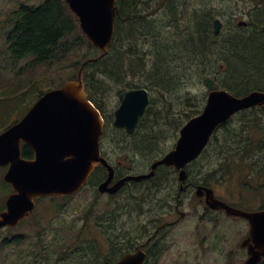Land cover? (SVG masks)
Returning a JSON list of instances; mask_svg holds the SVG:
<instances>
[{
	"label": "trees",
	"instance_id": "16d2710c",
	"mask_svg": "<svg viewBox=\"0 0 264 264\" xmlns=\"http://www.w3.org/2000/svg\"><path fill=\"white\" fill-rule=\"evenodd\" d=\"M246 1L251 7L244 14L257 23L237 27L232 22L238 18L239 0H116L114 40L103 56L85 38L64 0H45L38 6L22 5L12 13L6 33L7 50L12 59L30 57L34 65L70 61L67 80H75L80 74L88 99L106 120L105 130L112 120V113H105L108 93L146 88L151 102L137 126L143 132L135 134L130 143H115L123 160L137 166L141 161L157 160L168 151L162 145L168 137L163 134L167 126L179 129L202 111L205 77H212L219 88L235 96L264 91V0ZM216 19L222 22L218 34L213 25ZM83 47L88 49L85 54L79 53ZM42 94L39 92L38 97ZM12 111L11 106L0 110L2 114ZM180 111L184 113L183 120H179L183 123L178 121ZM1 113L0 132L18 121L3 119ZM101 171L102 167L95 170L90 182H96ZM187 174L205 187L234 185L237 195L250 193L264 206V105L242 111L221 125L187 168ZM171 181L159 178L155 182L154 195L162 200L161 205L167 200L162 194L173 192V187L163 191ZM130 195L132 205L115 201L112 206L109 202L106 208L111 213H90L74 236L70 234L66 240L55 236L46 243L42 230L38 237L43 250L40 264H112L132 250L133 243L150 231L134 219L117 224L120 214L116 211L132 207L143 215L153 198L140 187L131 190ZM94 196L99 194L95 191ZM167 201L170 203V199ZM89 211H94L93 204ZM93 218L95 224L89 226ZM102 224L108 226L103 237L97 228ZM115 239L121 242L120 255L115 254ZM52 247L58 251L56 260ZM157 250L153 243L148 247V260L153 264L159 257L154 258L153 251Z\"/></svg>",
	"mask_w": 264,
	"mask_h": 264
},
{
	"label": "water",
	"instance_id": "95a60500",
	"mask_svg": "<svg viewBox=\"0 0 264 264\" xmlns=\"http://www.w3.org/2000/svg\"><path fill=\"white\" fill-rule=\"evenodd\" d=\"M64 2L77 17L84 36L103 56L106 55L114 40L115 0ZM213 25L218 34L221 21L216 19ZM237 25L243 27L246 22L239 21ZM203 85L207 90L203 109L180 128L175 146L155 160L148 173L127 175L113 185L110 184L114 170L100 155L99 140L104 122L99 110L88 99L80 74L76 80L65 81L59 88L45 92L16 124L0 133V167L9 166L2 179L13 189L6 199L5 211L0 212V228L17 225L33 210L37 197L77 194L98 164L108 174L97 187L100 194L114 195L126 182L150 179L159 166L175 168L180 191L184 190L186 166L201 155L215 130L234 115L264 105V91L253 90L235 96L219 88L211 77H205ZM118 100L112 127L131 134L149 105V92L145 88L126 90L119 94ZM21 142L34 151L33 161L20 160ZM195 196L204 198V203L212 210H223L228 217L247 220L249 234L240 244L241 248H247L243 264H260L264 260V210L247 212L233 207L216 199L210 187L196 186ZM149 241L115 264H143L146 259L143 249Z\"/></svg>",
	"mask_w": 264,
	"mask_h": 264
},
{
	"label": "rangeland",
	"instance_id": "374dc122",
	"mask_svg": "<svg viewBox=\"0 0 264 264\" xmlns=\"http://www.w3.org/2000/svg\"><path fill=\"white\" fill-rule=\"evenodd\" d=\"M44 1L45 0H0V110H3V108L5 109V107L8 106L13 108L11 113L2 114L0 112L3 119H19L37 100L39 92H47L52 88L61 85L67 80L68 74L70 73V61H66L61 65H34L31 63L32 58L30 57L22 60H14L8 53L6 33L10 29L8 20L11 18L12 13L17 11L22 5L38 6ZM239 1L240 9L237 13L238 18L232 22V25H235L236 22L239 21L257 23L255 20L251 21V19L244 14V12L246 13L247 9L251 7V3L246 0ZM224 28H227V23L224 25ZM87 51L88 49L83 47L79 50V53L85 54ZM70 58H73V56H70ZM19 87L20 89L16 91ZM201 89L207 94L204 85H202ZM117 95L118 91L111 90L108 93V96L104 99L105 113L107 115L108 113H112L117 106ZM183 115V111H180L178 121L183 120ZM179 123L183 122L179 121ZM111 128L112 127L109 123L105 131H108ZM178 130L179 129H176L175 125H173V127L167 126L165 128L163 134H166L168 137L167 139L162 140V145L167 150L171 149L174 145ZM1 178L2 174L0 173V207H3L4 201L9 193H4L5 189L1 184ZM173 186L174 181L172 179L171 183L166 184L164 187L168 189ZM133 189L134 188H127L116 195L113 198L114 200H111L108 196L99 195L95 197L94 192L96 190L93 187V184L87 185L78 194L73 196L70 201L62 202V214L59 215L58 213L57 215L52 216V220L50 217L54 212V209L52 207L45 209L42 207L44 202H41L39 209L42 208L40 209L39 214L42 218L41 227L42 230H44V241L49 243L55 238V236H58L57 240H61V237L66 240L70 234L69 237H73V232L78 231L84 223L85 216L90 215V213H111L112 211L106 208V205H109V202H111L112 206L115 204V201H119L121 204L125 202L126 205H132L134 201L130 198V191ZM214 189L220 198H223L233 205L235 204L239 208L254 209L259 205L257 201L258 198L250 193H246L243 196L237 195L236 192L238 188L234 185L227 184ZM184 201L185 205L183 211L188 215L176 225L168 228L169 230L161 244L163 250L161 249L157 264H243L245 258L239 249V243L248 230V227L247 230L244 229V227H246V222L242 219H227L225 224H211L206 221L201 222L196 215L197 202L194 195L187 194ZM151 203L152 201L147 202L146 207H144L143 215H138L139 212L132 211V207H127V210L116 211V213L120 214L116 223L121 224L130 219H134L138 221L139 224L145 225L147 230L150 231L147 218L149 214H153L148 211L151 207ZM90 204L94 205L93 212L89 211ZM153 209V212L159 210L168 211L169 207L163 209L156 204ZM198 211L201 212L199 206ZM91 221L92 223L89 224V226L95 224L96 219L93 218ZM35 224L36 220L34 216L23 222L24 227ZM66 224H72L73 227L70 231H66L65 227L61 228V225ZM55 226H57V230H55ZM240 226H243L241 236L239 230L242 227ZM4 234L5 232L0 231V237ZM27 235L34 236V233ZM144 240L145 238L142 237L136 241L143 242ZM51 249L55 252L54 260H56L55 258L58 255V251L56 247H52ZM4 251L10 257H15V254H13L11 249L6 247L0 255L1 258L4 259ZM150 263L153 264L152 261H150ZM154 264H156V262H154Z\"/></svg>",
	"mask_w": 264,
	"mask_h": 264
},
{
	"label": "flooded vegetation",
	"instance_id": "af4514ba",
	"mask_svg": "<svg viewBox=\"0 0 264 264\" xmlns=\"http://www.w3.org/2000/svg\"><path fill=\"white\" fill-rule=\"evenodd\" d=\"M119 106V102H117V106L116 108ZM115 108V109H116ZM114 109V110H115ZM24 116V114L18 119L20 120L22 117ZM113 117V114H112ZM112 120L110 122V126H111ZM105 126H106V122H105ZM138 126V125H137ZM143 130L142 129H136L131 133V134H127L125 132V130L123 129H115V128H111L108 131H105V128L103 130V133L100 137L99 140V148H100V155L101 157H103L107 163L109 165L112 166L113 170H114V176L113 179L111 181L110 185H113L117 180L127 176V175H136V174H143V173H148L150 171V167L152 165V163L154 161L151 162H147V161H141L137 164V166L135 164L129 163L127 161H124V157L123 155L120 153H118L115 150V143L117 141H121V142H131L134 141V135L138 134V133H142ZM120 136V137H119ZM152 142V131L149 130V145H148V149H150L152 147L151 145ZM175 145V143H174ZM174 145L172 146V148L174 147ZM35 154L34 151L32 150V148L26 144L25 142H21L20 143V160L24 161V162H30L33 161L35 158ZM102 167V171H101V176L100 178L96 181V182H90V178L87 181L85 187L87 185L90 184H96L94 188H97L98 185H100L102 182H104L107 178V170L101 165L98 164L94 171L101 168ZM9 166H3L0 167V173L2 174V178L4 176V174L7 172ZM94 171L92 174H94ZM177 175H178V171L173 168V167H166V166H159L156 168L155 170V174L152 178L147 179V180H143L140 182H126L125 185L114 195H110V194H103L100 196H108V197H115L116 195H118L120 192L126 190L127 188H137L140 187V189L144 190L146 189L151 198H153L151 201V207L148 210L149 212H152L153 214H149L148 218H147V223L149 224L148 228L150 229V234L148 236L145 237V241L147 239H149V245H151L152 243L157 246L158 250L157 251H153V253L155 254L154 258L161 252L160 250V246L163 242V239L165 237V235L167 234V231L169 230L168 228L171 226L176 225L179 221L183 220L188 214L186 212L183 211V207L185 205V201L184 198L187 194H193L195 197V187L198 186V184H196L195 182L192 181V179H188V181H186V183H184V186H186V188L182 191H180V184L177 180ZM92 176V175H91ZM90 176V177H91ZM1 178V180H2ZM159 178H170L173 179L174 181V186H173V192L170 195H166L165 193H163L162 195L166 196V199H170V203L169 201L166 200V202L161 205L160 202H162V200H159V198H157V196L154 195L155 191H156V187H155V182L157 179ZM2 186L5 189L4 193H9V195H11L13 193V189L11 184L6 183L1 181ZM136 185H140V186H136ZM136 186V187H135ZM167 188L163 187V191H166ZM214 191V196L216 199L221 200L226 202L223 198H220L215 190ZM7 196V197H8ZM6 197V199H7ZM170 197V198H169ZM72 198V196H68V197H58V196H44V197H37L35 198V207L33 208V210L24 218L22 219L17 225L12 226V227H3L0 228V231L5 232V234L3 236L0 237V255L2 254L4 248L9 247L11 249V251L13 252V254H15V257H10L9 255H7L4 251V259L0 257V264H40V259H41V254L43 253L42 248H41V242L38 239V237L40 236V233L42 231V227H41V222H42V218L39 214V211L42 207H44L45 209H49L50 207H52L54 209V212L52 213L50 219L52 220L53 217L59 213L62 214V202H68V200L70 201ZM157 198V199H156ZM6 199L4 201L3 207H0V212L5 211V203H6ZM196 202H197V209H196V215L198 216V219L201 222H209L211 224H225L226 220H236V219H242L244 220L245 226L244 229L248 230L246 231V234L243 235L242 240L239 243V249L242 252V255L244 256V261L247 259V248H241L240 244L247 239L248 234H249V224L247 222V220L243 219V218H233V217H228L226 216L225 212L223 210H212L210 209L205 203H204V198H197L195 197ZM41 202H44L43 206L39 209V205ZM150 202V200H149ZM227 204H229L228 202H226ZM259 205L257 206V208L251 209V208H246V209H242L244 211L247 212H253V211H258V210H264V206H261L262 204L260 202H258ZM156 204L159 205V207L165 209L166 207H169L168 211L165 210H159L157 212H153L154 211V207L156 206ZM231 206H233V204H229ZM198 206L201 208V212L198 211ZM239 208V207H238ZM39 209V210H38ZM171 210V211H170ZM38 211V212H37ZM135 212H138L137 210H132ZM181 213L182 216L180 215ZM34 216L35 220H36V224L35 225H31V226H27L24 227L23 226V222L27 221L28 219H31ZM177 216V217H175ZM65 227L66 231H70L72 229V224H66V225H61V228ZM108 226L106 224H102V225H98V231L102 232L101 233V237L104 236L103 231L107 228ZM239 232H240V236H241V232H243V226ZM55 230H57V226H55ZM13 231V232H12ZM16 233V234H14ZM34 233V236H30L27 234H31ZM16 240H22L21 242H17ZM104 241V239H103ZM105 242V241H104ZM141 244V242L136 241L133 243V247L132 250H130L129 252L133 253L136 251L137 247H139V245ZM120 247H121V242L120 240H116L114 241V249H115V254L116 255H120ZM108 249V247L106 246V250ZM145 253H146V260L145 263L147 262V258L149 255L148 252V247H146L144 249ZM128 253V252H127ZM230 253V252H229ZM233 253V251H232ZM113 260L112 264H115V262L117 261ZM243 261V263H244ZM157 264V262H156ZM260 264H264V261H262Z\"/></svg>",
	"mask_w": 264,
	"mask_h": 264
},
{
	"label": "bare ground",
	"instance_id": "6f19581e",
	"mask_svg": "<svg viewBox=\"0 0 264 264\" xmlns=\"http://www.w3.org/2000/svg\"><path fill=\"white\" fill-rule=\"evenodd\" d=\"M242 39V38H241Z\"/></svg>",
	"mask_w": 264,
	"mask_h": 264
}]
</instances>
